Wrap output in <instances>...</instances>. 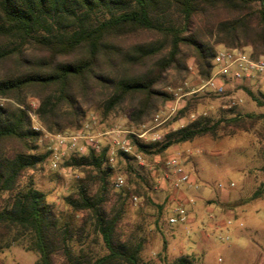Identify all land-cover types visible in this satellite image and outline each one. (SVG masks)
I'll return each instance as SVG.
<instances>
[{
    "label": "trees",
    "instance_id": "1",
    "mask_svg": "<svg viewBox=\"0 0 264 264\" xmlns=\"http://www.w3.org/2000/svg\"><path fill=\"white\" fill-rule=\"evenodd\" d=\"M140 35L147 37L135 40ZM223 48L264 57V0H0V252L20 245L38 253L36 264H143L147 238L122 229L132 194L115 189L109 143L99 138L100 148L62 162L84 176L61 209L28 175L50 156L29 100H38L39 120L55 133L82 129L91 109L102 119L124 111L122 128L139 130L175 99L166 88L184 86L190 58L206 81ZM237 86L264 108L263 91ZM197 102L188 98L176 120ZM228 126L253 132L264 162V112L201 116L156 143L128 137L144 156L161 155L198 136L221 137ZM118 159L128 160L120 174L131 191L162 209L132 156L119 151ZM263 193L264 181L250 200ZM174 264L195 263L182 256Z\"/></svg>",
    "mask_w": 264,
    "mask_h": 264
},
{
    "label": "rangeland",
    "instance_id": "2",
    "mask_svg": "<svg viewBox=\"0 0 264 264\" xmlns=\"http://www.w3.org/2000/svg\"><path fill=\"white\" fill-rule=\"evenodd\" d=\"M146 37L140 35L135 40ZM188 64L189 73L183 81L184 86L176 89L167 87L174 93L175 99L160 105L161 109L170 110L172 103H178L176 113L160 127L163 139L166 134L187 126L201 116L218 120L238 112H264V108L259 107L236 84L222 95L198 91L205 81L199 75L195 59L190 58ZM173 77L171 74V80H176ZM251 84L255 91L264 92V83L257 85L252 81ZM190 97L198 98L196 108L176 120L178 110ZM29 104V114L34 112L37 123L43 125L36 112L38 100L31 97ZM32 122L34 124L35 120L32 119ZM126 122L124 111L102 119L99 111L91 109L86 124H92L94 133L99 135L103 144H110L109 136L102 134L113 127H122ZM225 132L221 137L208 134L174 144L161 155L144 156L134 148L135 152L142 154L144 162L140 163L131 155L133 163L151 185L153 200L163 205L162 209H158L141 198L136 206L127 201L122 229L128 234L134 232L147 238L142 251L143 264H174L182 256L195 264H264V193L250 200L264 181V162L259 156L261 143L253 132L235 126H228ZM46 142L42 133V151ZM177 154L181 155L182 166L190 174L192 183L175 186L177 176L166 162ZM118 161V152L113 160L109 155V163L115 168L113 182L128 162L124 160L118 164ZM28 175L60 209L64 207V196L84 176L78 170L63 165L52 169L49 159L43 168L29 170ZM125 188L130 194H135L130 185ZM177 205L187 208L188 222L169 223ZM229 220L232 222L228 223ZM94 238H91L93 246L100 249V238ZM37 259L38 253L20 245L0 252V264H36Z\"/></svg>",
    "mask_w": 264,
    "mask_h": 264
},
{
    "label": "built area",
    "instance_id": "3",
    "mask_svg": "<svg viewBox=\"0 0 264 264\" xmlns=\"http://www.w3.org/2000/svg\"><path fill=\"white\" fill-rule=\"evenodd\" d=\"M214 70L211 77L206 80L198 91L204 90L217 95L225 94L230 87L237 84H247L253 87L251 82L257 85L264 83V57L254 59L241 49H220L214 58ZM178 103H172L170 110L161 109L153 120L142 125L139 130L113 127L102 135H108L111 145L110 155L113 160L116 153L122 151L130 154L140 162H144L142 154L135 152L134 146L129 140L128 135L135 134L139 139L147 143H156L163 140L162 129L164 125L177 111ZM30 116L35 120L33 127L41 131L47 139V149L50 150L49 162L53 169L61 166L64 160L68 159L72 153H85L89 146L100 148L99 135L93 131L90 123L73 132L55 133L47 130L43 125L37 123L36 114L30 112ZM166 165L172 169L177 176L175 186L180 183H192L190 174L184 169L181 163V155L171 156ZM114 186L118 189L126 186V179L123 175H117L114 179ZM130 201L133 205L139 203V197L131 195ZM189 213L186 207L177 205L174 213L169 218L170 224L178 222H188ZM229 220L228 223H231ZM229 239V237H227Z\"/></svg>",
    "mask_w": 264,
    "mask_h": 264
}]
</instances>
